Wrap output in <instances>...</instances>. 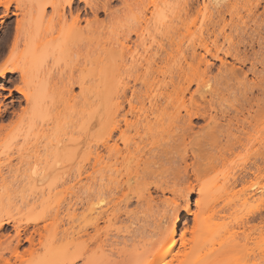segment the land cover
<instances>
[{"label":"rangeland","instance_id":"374dc122","mask_svg":"<svg viewBox=\"0 0 264 264\" xmlns=\"http://www.w3.org/2000/svg\"><path fill=\"white\" fill-rule=\"evenodd\" d=\"M177 1L0 2V67L6 64L16 67L14 73L0 77V170H3L0 176H4L0 177V186L4 185L0 188V195L3 194L0 217L12 216L14 219L12 224L0 230V253L4 251L8 256V248L16 243L10 241L16 229L28 233L37 228L42 233L36 235V246L41 254L26 255L16 264H138L141 260L152 263L166 244L164 240L176 210L182 212L183 219L173 247L156 264H190L208 247L211 248L209 245L208 249H198V233L193 232L194 218L200 211L198 194L187 196L186 183L174 179L179 155L166 158L157 150L155 162L141 165L140 169H145H141L138 177H133L134 171L129 173L131 177L127 176L125 170L119 177L123 181L115 187V167L105 145L106 141L112 143L109 139L112 103L105 98L106 90H111L121 78L123 84L129 86L128 96L133 84L141 85V81L127 75L133 52L148 56L157 51L160 43H168V39L174 38L171 67L178 68L180 60L183 61L184 55L190 54L195 45L206 56V49L198 46L200 39L207 36L206 0H193L192 11L186 18L163 22L168 18L165 16L164 19L162 15ZM104 4H107V10ZM6 5L10 8L9 16H6ZM39 5H46V15L38 13ZM91 5L100 7L97 14ZM31 8L33 12L35 10L33 17L27 14ZM259 10L263 12L264 6ZM88 25L92 26L91 29ZM42 28L46 29L42 31ZM134 28L141 32V39L131 32ZM44 30L48 31L45 35ZM39 31L42 32L41 38L45 37L39 42L42 46L33 41L41 34ZM222 41L220 39L219 43ZM134 42L139 45L135 46ZM262 56H257L263 63H257L256 73L250 70V62L242 65L225 56L229 63L234 61L246 72L248 80L257 81L259 87L256 88V83L252 101L264 100ZM11 57L13 61H10ZM208 58L212 63L209 73L212 87L203 88L207 92L202 93V90L195 94V98L201 100L204 94L225 107L245 102L240 84L235 85L238 88L232 85L234 88L229 89L231 81L225 83L221 75L214 79L220 60ZM36 66L39 68L37 72ZM204 67L202 64L199 69L202 75ZM70 79L73 84L68 86ZM221 82L229 85L228 88ZM161 83L152 87L153 92L146 102L153 97L154 101L165 103ZM195 88L194 81L192 89ZM182 101L184 99L177 92H172L168 98V103ZM127 109L120 110V118ZM218 112L221 115L222 111ZM236 113L231 110L229 114ZM203 123L200 121L198 125ZM188 161H191L190 157ZM150 171L155 173L151 175ZM229 172L228 168H219L207 180L208 184L211 186L215 177L222 179ZM154 178L174 180V183L172 181L170 185L173 186L162 191L149 183ZM213 195L226 194L223 189H215L208 199ZM218 236L225 239L223 229ZM28 247L29 243L24 242L19 249L22 251ZM154 247L158 248L156 253L149 256L146 252ZM178 255L180 259L176 261ZM14 261L15 258H11V262Z\"/></svg>","mask_w":264,"mask_h":264},{"label":"bare ground","instance_id":"6f19581e","mask_svg":"<svg viewBox=\"0 0 264 264\" xmlns=\"http://www.w3.org/2000/svg\"><path fill=\"white\" fill-rule=\"evenodd\" d=\"M193 3V0H178L176 5H170L169 13L165 12V15H162L164 19L166 17L168 19L163 20V17L161 19L167 22L184 16L186 18L192 11ZM261 6H264V0H206L207 36L200 39L198 43L200 45L197 44L202 49H206V56H203L195 45L190 54H185L183 61L180 60L176 70L173 68L175 66L171 67L174 38L168 39V43L165 42L167 44L160 43L157 51L148 56L144 57L134 52L131 54L132 61L127 75L134 77L135 81H141V85L133 84L132 88H129L130 96L127 95L129 86L126 83L123 84V78L118 80L111 90H106L105 98L107 102L112 103L109 120V139L112 143L106 141L105 145L115 167L113 172L115 187L123 181V178L120 180L119 177L125 173V170L127 176L131 177L134 171L133 177H138L140 171L145 169L142 167L141 170V165L148 166L155 162L156 152L160 150L162 156L166 158L179 155L177 168L173 172L174 179L186 183L187 196L198 194L200 211L194 218L193 232L198 233V249L203 250L209 245L211 248L208 247V250L201 253L190 264H264V100L252 101L257 81L248 80L246 72L233 63L238 61L244 65L250 62V70H254L253 73H256L257 63L259 64L260 61L263 63V60L258 59L262 54L264 55V51L260 53L264 50V10L259 12ZM90 7L95 14L100 8L98 5ZM103 7L105 10L108 9L107 4ZM6 10V16H9V5H6ZM46 10V5H41L37 9L42 15L46 13ZM34 12L31 8L27 14L33 17ZM79 13L78 10L77 16ZM182 21L180 22L183 23L185 20ZM18 24L20 25V22ZM17 29H19L18 26ZM43 29L46 28H42V31ZM39 32L41 34H38L36 40H33L36 34L31 40L39 43L44 39L45 37L41 38L42 32ZM47 32L44 30V35ZM131 32L137 34L138 39L142 36L138 29L134 28ZM220 39H223L221 43H219ZM133 44L139 45L135 42ZM39 46L42 44L39 43ZM256 46L259 48L256 49ZM30 56L27 57L30 59ZM225 56L234 58V61L229 63ZM208 57L220 60L221 65L214 79H218L221 75L225 83L229 84L231 81V85H228L229 89L236 88L240 84L239 88L243 91L241 92L246 99L245 102H239L237 105L232 103L225 107L213 101L212 97L208 99L204 94L201 100L195 98L196 93L202 90V93L207 92L203 88L212 87L209 83L212 63ZM13 60L11 57L10 61ZM202 64L205 66L202 69L203 75L199 71ZM15 69V66L7 64L0 67V77L14 73ZM37 69L39 68L35 69L36 72ZM160 76H162L161 79ZM70 80L68 86L73 84V80ZM194 81L196 88L192 89ZM159 82H162L161 85L164 88L161 93L166 99L165 103L161 100L154 101L153 97L146 102L153 92L152 87ZM221 83L224 84V82ZM120 84L127 86L123 87ZM227 84H224V87L228 88L225 86ZM258 87L259 85L256 88ZM172 92H177L184 101L168 103ZM126 107L127 111L120 118V110ZM229 110H236L237 113L230 115ZM218 111H222L221 115ZM200 121L204 123L198 125ZM189 157L191 161H188ZM182 163H184L183 167H181ZM48 166L51 169L52 165ZM221 167L228 168L230 172L222 179L215 177V183L210 186L207 180ZM154 173L155 171L149 172L151 175ZM45 174L46 172L43 175ZM3 177L2 175L1 178ZM150 181L149 183L155 184L156 189L162 191L170 189L173 186L170 185L171 182L174 183V180L159 181L157 178ZM215 189H223L226 195H216V197L213 195V198L208 199L210 195L212 197ZM171 191L174 190L171 189ZM2 195L1 193V205ZM9 204L11 203L8 201L7 205ZM189 212L187 210V213ZM182 219V212L176 210L164 240L166 244L157 253V258L152 263H144L141 260L138 264H156L158 260H163L169 254ZM13 221L12 216H1L0 230L5 225L12 224ZM220 229L224 230V240L218 236ZM41 234L37 228L28 233L16 229L14 236L10 239L11 242L15 240L16 243L7 250L11 256L8 257L9 253L5 256L2 251L0 264H16L26 255L31 257L40 255L41 252L36 246V235ZM185 235L184 232L183 236ZM24 242H28L29 247L20 251L19 247ZM157 249L155 247L148 249L146 253L149 256L154 255ZM61 250L67 251V249ZM13 257L15 261L11 262ZM175 258L178 261L180 255Z\"/></svg>","mask_w":264,"mask_h":264},{"label":"snow or ice","instance_id":"6c2138e0","mask_svg":"<svg viewBox=\"0 0 264 264\" xmlns=\"http://www.w3.org/2000/svg\"><path fill=\"white\" fill-rule=\"evenodd\" d=\"M0 2H2V0H0Z\"/></svg>","mask_w":264,"mask_h":264}]
</instances>
